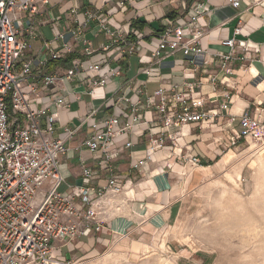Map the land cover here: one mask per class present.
Listing matches in <instances>:
<instances>
[{
	"label": "crops",
	"instance_id": "obj_1",
	"mask_svg": "<svg viewBox=\"0 0 264 264\" xmlns=\"http://www.w3.org/2000/svg\"><path fill=\"white\" fill-rule=\"evenodd\" d=\"M190 16L197 17L203 31L200 52L185 56L166 48L155 53L157 35ZM33 23L35 37L23 58L30 68L20 88L29 108L42 111L41 125L46 115L54 116L50 136L64 147L58 157L59 190L67 194L80 185L98 189L110 177L121 185V192L109 191L94 201L101 230L68 242L54 240L53 257L146 260L165 255L172 244L185 245L179 237L193 204L191 193L223 173L230 150L250 139L241 117L264 120V0H239L238 6L228 0H48L39 4ZM231 38L249 50L235 49L229 61L232 73L226 74L218 54L230 52L222 41ZM53 52L60 57L53 60ZM75 62L79 71L67 77ZM45 74L64 78L45 85ZM160 89L169 98L174 89L187 100L201 98L203 105L196 110L214 116L169 126L161 135L164 147L150 153L149 139L162 133L163 123L148 98ZM56 97L63 99L59 107ZM223 103L227 109L220 108ZM110 117L117 118L111 144L89 151L85 138L103 131ZM192 157L200 163L192 164ZM139 161L143 163L137 165ZM84 169L91 172L86 184Z\"/></svg>",
	"mask_w": 264,
	"mask_h": 264
},
{
	"label": "built area",
	"instance_id": "obj_2",
	"mask_svg": "<svg viewBox=\"0 0 264 264\" xmlns=\"http://www.w3.org/2000/svg\"><path fill=\"white\" fill-rule=\"evenodd\" d=\"M47 1L0 0V264H83L74 259L54 258L53 241L68 242L100 231L103 221L94 201H101L109 191L111 194L121 192V185L114 177H110L107 184L98 189L80 185L67 194L59 190L63 179L58 157L64 152V147L60 139L50 136L55 128L54 116L52 113L46 115L45 124L41 125L38 117L42 111L29 108L20 88L30 68V62H23V58L29 40L35 37L33 17L38 12L39 4ZM228 1L233 6L239 5V0ZM103 29L113 35L108 27L103 26ZM239 31L235 30L236 33ZM202 34L197 17L190 16L185 24L167 27L159 33L154 52L166 48L181 50L185 56L200 52L199 39ZM222 44L229 47L230 52L218 54L220 68L230 74L232 68L229 61L233 59L235 49L248 51L249 47L234 38L226 39ZM65 49L69 51L67 47ZM86 52L89 54V51ZM59 57L57 52L51 53L53 60ZM78 68L79 64L75 62L66 76L77 73ZM91 68L97 69L98 65ZM62 78L45 74L43 83L54 84ZM209 78L212 83L215 82L214 77ZM97 83L93 82L94 85ZM188 89L192 90L191 84ZM148 103L156 105L163 123L162 133L149 139L150 153L164 147L161 135L169 126L209 121L214 116L209 111L196 110L203 105L201 98L187 100L175 89L170 98L161 89L155 91L148 98ZM62 104V97H56L55 105L59 107ZM227 107L226 103L220 105L221 109ZM21 117H24V121L20 120ZM104 123L103 131L93 133L84 140L83 144L91 152L105 150L111 144L115 134L112 127L117 123V118L110 117ZM240 125L250 139L263 143L264 120L243 115ZM150 153L148 158L151 157ZM111 157L112 154L107 152L106 158ZM190 162L194 165L200 163L197 157H192ZM142 163L139 161L137 165ZM90 177L91 172L84 169L82 182L88 183Z\"/></svg>",
	"mask_w": 264,
	"mask_h": 264
},
{
	"label": "rangeland",
	"instance_id": "obj_3",
	"mask_svg": "<svg viewBox=\"0 0 264 264\" xmlns=\"http://www.w3.org/2000/svg\"><path fill=\"white\" fill-rule=\"evenodd\" d=\"M233 149L232 147H230ZM264 142L244 140L230 150L224 172L192 194L180 241L144 260H77L83 264H264ZM187 250L185 255L183 252ZM182 253V254H181ZM183 255V256H182Z\"/></svg>",
	"mask_w": 264,
	"mask_h": 264
},
{
	"label": "bare ground",
	"instance_id": "obj_4",
	"mask_svg": "<svg viewBox=\"0 0 264 264\" xmlns=\"http://www.w3.org/2000/svg\"><path fill=\"white\" fill-rule=\"evenodd\" d=\"M264 149V148H263ZM263 153H264V151H263Z\"/></svg>",
	"mask_w": 264,
	"mask_h": 264
}]
</instances>
